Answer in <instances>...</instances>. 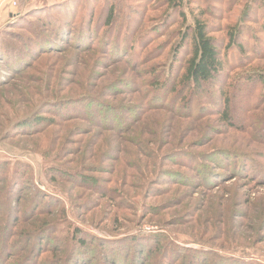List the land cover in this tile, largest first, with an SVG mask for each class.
Listing matches in <instances>:
<instances>
[{"label":"rangeland","instance_id":"obj_1","mask_svg":"<svg viewBox=\"0 0 264 264\" xmlns=\"http://www.w3.org/2000/svg\"><path fill=\"white\" fill-rule=\"evenodd\" d=\"M190 1L206 12L203 19L222 47L233 26L247 42L243 53L222 49V75L195 93L182 81L171 90L184 75L191 49L188 42L183 44L179 15L166 14V0H87L88 5L84 0L79 10L80 4L76 7L74 28L70 24L64 36H55L56 47L40 50L35 48L37 30L52 29L33 17L13 25L11 20L24 6L19 3L13 9L6 0L1 40L11 52L24 55L14 69V62L0 61V75L6 78L0 80V139L5 141L0 142V157L33 167L37 186L52 197L41 199L30 215V201L36 198L31 183L16 177L19 184L14 181L8 187L10 168L2 166L0 243L11 244L0 264H27L23 257L36 243L45 249L49 243H67L32 258L50 264H154L148 248L156 243L250 249L258 251L252 255L259 259L249 257L246 262L264 264V82L243 80L250 71L264 74V3L254 0L248 8L250 0ZM113 4L115 22L109 28L104 22ZM32 7L36 5L27 3L25 13ZM89 19L91 41V35L78 32ZM187 19L192 22L189 14ZM137 36L142 57L134 64L131 40ZM123 41L124 55L118 57L113 44ZM173 53L175 65L166 79ZM82 96L108 105L83 100L75 104ZM104 107L115 111L114 116L107 112L115 118V128L92 119L99 109L103 113L98 118L106 115L109 108ZM227 111L241 129L227 123ZM31 114L44 120L38 132L21 124ZM250 164L258 169L251 170ZM67 171L80 176L66 175ZM53 174L57 182L51 181ZM5 194L19 213L15 225L3 214ZM63 205L67 219L52 236L50 221ZM44 219L51 220L44 224ZM77 227L87 243H93L83 249L89 257L83 261L72 252L76 242L70 236ZM17 243L31 247L23 253L14 247ZM104 243H118L116 250L137 247L130 256L139 253L140 259L129 257L125 262V256L115 263ZM234 250L229 252L239 255ZM203 264L213 262L207 259Z\"/></svg>","mask_w":264,"mask_h":264},{"label":"trees","instance_id":"obj_2","mask_svg":"<svg viewBox=\"0 0 264 264\" xmlns=\"http://www.w3.org/2000/svg\"><path fill=\"white\" fill-rule=\"evenodd\" d=\"M89 1H93L95 2L96 0H89ZM123 1V0H120ZM260 1V0H257ZM81 2H84V0H66L64 2L61 3H55V4H51V5H45L43 7H32L30 8L29 11H27L28 13H25V2L23 3L21 0H19V3H22V5L24 7L21 6L19 13L16 15L17 17L13 20H11L10 23L16 24L19 22H30L29 18H37V19H41L44 21V23H46L50 29H52V31L48 33V31H38V35L35 38L36 41V45L35 48H38V50H40L41 48L44 47H52V45H55L54 47H56V35H60L61 37L64 36L68 31H69V26L71 24L72 28H74L72 25L77 24L78 20L76 19V16L74 15L76 7L78 6V4H80ZM264 3V0L262 1ZM85 3L88 5L87 0H85ZM255 3L254 0H250L247 3V7L250 8L252 7V5ZM166 4H167V11L166 14H170V15H174V14H178L181 24L184 28V30L182 31V41L183 44H185L186 42H188L189 46H190V56L188 59L185 60V72L184 75H182L180 77V80L175 82V85H173L172 89L173 91L177 90V87L180 85L181 81L184 82V86L189 87V90L191 91V93H195L197 91H199L201 89L202 86H204L205 84L214 82L216 80V78L220 75H222L223 73V58H224V54L222 53V49H228L231 50L233 49L232 52L235 53V49H237L239 52L243 53V50L245 47H247V42L244 38H240L239 35V31L237 30L236 27H229L228 28V44H226L225 46H221V42L219 41L220 39H216L214 37H212V31L209 29V24L207 22H205V20L203 19L206 12L202 11L200 8L194 7L192 6V1L188 0V2H186L185 0H166ZM81 4L78 7V10L80 9ZM246 7V8H247ZM113 9H116V6H114V4L111 6L110 8V12L109 14L106 16L105 18V22H104V26L106 27H112L113 23L115 22V16L114 13L112 12ZM187 14H189V16L192 18V22L188 23V19H187ZM261 16H263L264 19V5L263 8L261 9ZM92 20L89 19L87 21V26L85 27V23H81V27H78L79 29V35H84L86 34L87 36H90V39L87 38L89 41H91L92 39V34H91V26ZM264 23V21H263ZM98 24H100V22H98ZM244 24V23H243ZM242 24V25H243ZM76 28V27H75ZM248 32V31H247ZM6 33H4L5 36ZM55 34V35H54ZM78 34V33H77ZM3 35V31L2 29H0V61L1 60H7L8 62L10 61V64L12 66V68L14 69V66H16V68L20 65V61L18 60V58H23L22 54H16L14 52H11V50L9 49V46L7 43H4V41L1 40V36ZM39 36V38H38ZM60 37V38H61ZM137 38V39H135ZM141 37L137 36L134 37L133 42L131 40V50H133V54H132V63L137 64L140 62L141 57H142V44H141ZM82 44L88 43L85 41H82ZM44 46V47H43ZM114 48L116 47L115 51L119 52V56H123L124 55V49H125V42L123 41V44H121L120 46H118V42H116L115 44H113ZM120 47V48H118ZM121 51V52H120ZM24 53V52H23ZM13 54V55H12ZM174 54L172 55L169 63H168V70L165 72L166 75V79H169L172 75V70L174 68L175 65V57ZM177 54V53H176ZM178 55V54H177ZM230 56V54H229ZM11 58L13 59V61H11ZM166 70V69H165ZM174 72V71H173ZM256 71H250L248 74L245 75V78H243V80L247 81L248 83H253L255 81H260V82H264V74L262 73H255ZM180 75V73H179ZM5 78V75H0V80H3ZM160 83H164L165 84V80L160 82ZM229 94H231V92H225L226 96H229ZM88 98V97H87ZM85 97H79V100L74 101L75 104H78V102L81 104L83 103V101L88 102V101H94L95 104L97 106H99V104H104V105H108L107 103H105L104 101H97L95 99L89 98L87 99ZM83 100V101H82ZM61 101V100H58ZM72 100H68L66 102H70L71 103ZM230 101V100H229ZM226 101V106L228 107L230 105V102ZM229 102V103H228ZM106 110L109 108L108 111H104V113L106 112V115H102V110L99 111L97 110V114H99V112H102L100 115L98 116H102L101 118L94 117L95 115L93 114L91 117L94 121L96 122H101L107 125L112 126V128H115L116 126H113V119H115L114 117L110 118L108 115L111 113L113 116L115 115V111H113L112 108L110 107H104ZM113 111V112H112ZM110 112V113H107ZM224 114H227V117H225L227 123H229V125L231 126V128L234 129H241L238 128L236 121H234V118L231 117V115L228 114V111ZM23 122H21V124H29L28 126L30 128L31 133L34 132H38L40 129H42L45 125H44V120L42 119H38L37 117L34 118L31 116L25 117L22 119ZM21 120V121H22ZM110 121V123H109ZM43 124V125H41ZM115 130V129H114ZM0 142H5L3 139H0ZM17 147V146H16ZM20 148V147H18ZM21 149V148H20ZM23 150V149H21ZM26 151V150H25ZM29 151V150H28ZM37 154H40L41 156H43L42 153L40 152H36ZM6 164L7 166H9V173H10V178L8 180V187H10L12 184H16L14 181H17L18 184L20 182V180L17 178V180L15 179L16 177L22 178V180H25L27 182L31 183V189L33 191V194L36 196V198L34 197L33 200L30 201V205H29V209H31V213L29 212V214L31 215L35 210L36 207H39V204L41 202V199H51L52 194L50 192H45L42 188L37 186V182L33 173V167H31L29 164L22 162L20 160H16V161H12V160H8L5 161L4 159H2L0 157V169L2 168V166ZM242 164H238L237 167L242 168V166H239ZM251 166V170H257L258 166H256L255 164H250ZM11 166V167H10ZM46 168V167H45ZM7 169V170H8ZM19 171V173H18ZM70 175V176H75V177H79L80 174L76 171L74 172H66V175ZM262 178H264V176L262 175ZM51 181L52 182H57L59 180L58 176L53 174L51 175ZM208 179H211V177H208ZM41 182V181H40ZM6 195V194H5ZM40 198V201L38 202V198ZM43 197V198H42ZM9 200V197L6 195L5 197V202L7 204V208L4 211V217H6V220L8 218H13L14 225L17 224L20 221L19 218V213L16 209V207H13L12 205H9V203L7 202ZM64 206V207H63ZM62 206V209L58 212V215H56V219H54L53 221H50L51 219L47 220H43L44 224L47 222H52L50 225V230H52L51 235L53 236V234H56V231H58L57 227H59V225H62L65 223L66 221V212H65V205ZM4 221V220H2ZM5 222V221H4ZM54 222V223H53ZM50 224V223H49ZM54 224V225H53ZM8 230H6L5 233H7ZM69 233V232H68ZM151 237V236H149ZM70 239L75 240V248L72 252H77L78 253V258L85 260V259H89V257H87L86 252L84 254L83 249L86 247H92L93 243H87L88 239L87 237L83 236V230L79 229V227L75 228L72 235L70 236ZM11 243H0V258L3 254H7L9 252L8 247L10 246ZM30 243H17L16 246L14 247H18L20 250L23 251V253H25L26 249L30 246ZM33 244V243H32ZM37 245H35L34 248L30 249V254L26 257H23V260L26 259V261L28 260L29 264L32 260V262H36V264H50V263H43L41 261L38 262V259H32L35 256V253H37V255L39 257H41V253L45 250H49V249H55L56 248H64V246L66 247L67 243H49L50 246L48 247V249H45L43 247V245H41L42 243H36ZM116 244L118 243H104L105 246H108V248H106V251L110 250V255H111V259L114 260L115 263H118L119 259L125 258V262L129 261V257L131 258L130 254L136 253L137 251V247L134 250V248L132 246H126L127 249H124L123 247L120 249L121 252H119L120 250H116V247H114ZM136 244V243H135ZM148 244V243H146ZM137 246V244H136ZM152 246V245H151ZM149 246L148 248V255H151V259L155 261L154 264H172L174 261H178L177 264H180L181 262L183 264H186V261H184V259H188L189 262L188 264H203V262L205 260H209L210 262H213V264H248L247 260L249 257H255V252L258 251H250V249H243V250H234L233 248H228V249H221L215 245H210V246H204L205 248H203V245L200 244L201 248H196V247H192V246H188L183 248V246H181L182 248H180V244L179 243H156V246ZM59 250V249H58ZM234 250L236 252L239 253H231L229 251ZM117 251V253H116ZM125 251H128V254H125ZM109 253V251H108ZM107 253V255H108ZM33 255V256H32ZM84 255L86 258H84ZM108 255V256H110ZM114 256H117V258H114ZM133 256V255H132ZM139 253L138 255L135 257V255L130 259L131 261L134 258L138 259ZM208 256V257H207ZM242 258V259H238V258ZM257 258V257H255ZM261 258V257H260ZM41 259V258H40ZM105 259V258H104ZM140 259V258H139ZM138 259V261H139ZM259 259V258H257ZM106 260V259H105ZM239 260H243L242 262H239ZM137 261V262H138ZM245 261V263H244ZM247 261V262H246ZM251 264H257L256 261L251 260ZM104 262V261H103ZM124 262V261H123ZM121 264H124L122 262H120ZM103 264H106L105 262ZM108 264V263H107ZM125 264H129V262H126Z\"/></svg>","mask_w":264,"mask_h":264},{"label":"crops","instance_id":"obj_3","mask_svg":"<svg viewBox=\"0 0 264 264\" xmlns=\"http://www.w3.org/2000/svg\"><path fill=\"white\" fill-rule=\"evenodd\" d=\"M8 1V0H7ZM21 1H25V5L27 3H34L36 5V7H43L45 5H51V4H55V3H61L64 2L66 0H21ZM5 2L6 0H0V29L1 27H3V25H5V13H6V8H5ZM27 2V3H26ZM38 5V6H37ZM13 9H15L14 7H12ZM18 9V8H16Z\"/></svg>","mask_w":264,"mask_h":264},{"label":"built area","instance_id":"obj_4","mask_svg":"<svg viewBox=\"0 0 264 264\" xmlns=\"http://www.w3.org/2000/svg\"><path fill=\"white\" fill-rule=\"evenodd\" d=\"M9 2L11 3L12 7L18 8L19 0H9Z\"/></svg>","mask_w":264,"mask_h":264}]
</instances>
